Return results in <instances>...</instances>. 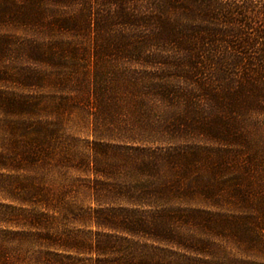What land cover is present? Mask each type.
<instances>
[{
    "label": "trees",
    "instance_id": "1",
    "mask_svg": "<svg viewBox=\"0 0 264 264\" xmlns=\"http://www.w3.org/2000/svg\"><path fill=\"white\" fill-rule=\"evenodd\" d=\"M243 110L264 0H0V264H264Z\"/></svg>",
    "mask_w": 264,
    "mask_h": 264
},
{
    "label": "rangeland",
    "instance_id": "2",
    "mask_svg": "<svg viewBox=\"0 0 264 264\" xmlns=\"http://www.w3.org/2000/svg\"><path fill=\"white\" fill-rule=\"evenodd\" d=\"M241 122L244 123L242 124V132L244 134V137L242 136V138L247 140L246 141V151H249V150L260 151L263 148V144H264V128H261L257 124L259 122L255 120V116H253L247 110L242 111ZM80 129H81L80 134L85 135L87 132L86 124L82 125ZM240 141H243V139ZM243 144H244V141H243ZM243 150H245V146ZM239 158H243V155H241V157ZM229 201L230 199L222 200V204H224V206L230 207L232 206V203H230Z\"/></svg>",
    "mask_w": 264,
    "mask_h": 264
}]
</instances>
